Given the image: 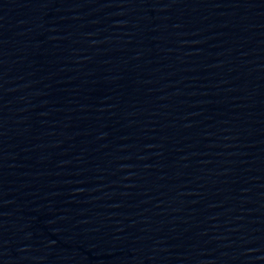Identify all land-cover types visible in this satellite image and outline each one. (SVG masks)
I'll use <instances>...</instances> for the list:
<instances>
[{"label": "water", "instance_id": "1", "mask_svg": "<svg viewBox=\"0 0 264 264\" xmlns=\"http://www.w3.org/2000/svg\"><path fill=\"white\" fill-rule=\"evenodd\" d=\"M0 264H264V0H0Z\"/></svg>", "mask_w": 264, "mask_h": 264}]
</instances>
